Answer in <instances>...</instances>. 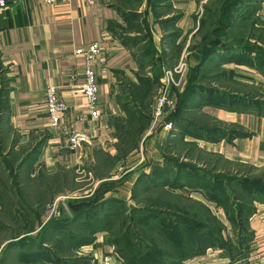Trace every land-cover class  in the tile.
<instances>
[{
  "label": "crops",
  "instance_id": "0c3cea01",
  "mask_svg": "<svg viewBox=\"0 0 264 264\" xmlns=\"http://www.w3.org/2000/svg\"><path fill=\"white\" fill-rule=\"evenodd\" d=\"M206 1L94 0L89 4L85 0H70L47 5L40 0H6V6L0 8V77L2 71L7 75V86L0 85V128H11L19 141L33 142L18 165V176L32 156L49 174L55 175L60 168L78 170L84 165L93 166L96 153L117 141V121L124 115L122 88L137 86L139 78L159 83L168 63H178L181 56L175 49L183 35L190 36L196 30L198 11ZM251 6L252 13L264 24V0H256ZM92 42L99 44L105 61V65L97 67V117L89 114L80 91L84 57L75 52ZM191 54L189 51L188 56ZM243 57L235 48L234 51L222 49L200 64L204 67L213 63L214 69L232 68L254 74L255 69L241 64L239 58ZM184 81L169 92L174 106L166 109L161 119L163 124L153 127L151 121L142 135L144 164L128 169L119 177L120 184L107 190L104 198L115 195L128 203L130 200L126 198L129 199L138 175L153 171L155 163L159 168L164 166V145L171 136L183 139L181 136L185 135L183 140L190 137L227 160L264 168V111L255 109L245 99L231 96L234 94ZM188 84L193 86L192 92ZM48 86L57 88L67 106L61 124L90 137V143L82 151L70 150L67 138L50 126L45 110ZM184 94L187 95L182 101L181 117L164 121L179 105L178 97ZM1 142L5 144L4 139ZM12 145L20 146L11 140ZM30 176L26 173L28 179ZM1 188L0 185V191ZM29 214L31 218L33 212ZM4 216V211H0V218ZM253 216L248 235H257L254 240L251 237L255 245L237 261L241 264H264V204L257 206ZM47 219H43V214L40 222L35 218V224L38 223L35 230ZM95 245L98 254L113 256L112 264H122L105 232H101ZM210 250L206 256H193L181 264H236L224 258L220 250L212 249L211 253Z\"/></svg>",
  "mask_w": 264,
  "mask_h": 264
},
{
  "label": "rangeland",
  "instance_id": "374dc122",
  "mask_svg": "<svg viewBox=\"0 0 264 264\" xmlns=\"http://www.w3.org/2000/svg\"><path fill=\"white\" fill-rule=\"evenodd\" d=\"M221 1L223 3L227 0ZM221 3L220 0H207L198 11L194 24L196 30L190 36L183 35L178 48L175 49L181 56L178 62L186 64L184 83L196 82L202 87H212L234 94L231 96L245 99L255 109L264 111V24L252 13L254 10L251 4L248 5L250 2L240 1L237 7L232 8L233 24L221 33L217 25ZM202 20L205 24H202ZM199 46L240 50L244 55L243 58H239L241 64L255 69L256 72L249 74L232 68L214 69L213 63L203 67L200 64L202 60L195 55ZM189 51L192 52L191 56H188ZM193 56L196 57L194 60L198 59L199 62L194 63ZM190 60H193L191 64L188 63ZM173 65L175 64L171 61L166 68ZM0 85L7 86L5 71L1 73ZM152 89L153 94L141 101L138 100L136 88L125 86L122 88L123 101L129 108L138 107L137 109L144 113L142 110L145 105L153 106L158 85H153ZM193 89V86L189 87L190 92ZM1 99L0 96V105H2ZM146 114L152 119V108L145 109ZM162 124L163 121L160 125ZM0 129V178L5 177L8 186L18 183L22 186L24 177L28 173L31 175V186L36 187V201H43L42 206H33L32 217L30 218L29 214L28 218L23 207H17L14 197L8 196L7 199H10L9 202L14 206L11 208L17 209L20 216L15 223L10 222L11 214H6L4 219L0 218V264H103L106 256L112 264L113 256H102L95 250L101 232L90 235L88 231L94 223H99L96 221L103 222L108 211L114 207H119L132 216L131 219L128 217L122 231L130 233L136 243L135 251L142 253V260L146 257L154 262L155 257L161 261L169 260L172 250L165 237L173 243L183 242L188 233L186 229H192L193 235H219V240L213 242L216 244L215 247L217 248L219 246L217 244L222 241L235 248L238 256H241L240 253L248 252L249 245L254 249L255 244L252 241L257 235H252V240L246 239L245 234L246 231H250L249 222L254 218L257 206L264 204V168L227 160L215 151L198 145L190 140V137L183 140L185 135L181 136L183 139L180 136H173L174 138L171 136L166 141L163 152V155L171 158L168 164V171H171L168 188H158V190L152 188L136 200L129 201L126 198L129 201L126 204L109 202L93 208L90 212L75 215L69 209L68 202L75 203L91 198L94 190L103 181L115 178L119 181V177L126 174L128 169H136L143 165L145 162L143 147L140 148L139 144L138 158L134 159L130 153H127V159L115 161L112 159V155L116 153L114 143H108L97 153V161L93 166L84 165L78 170L60 168L55 172L58 173L57 175L49 174V170L32 156L28 159L26 169L18 176V165L32 148L33 142L19 141L18 136L9 127L7 130L2 127ZM2 139L5 140V144H2ZM11 140L20 146L16 148L14 145L11 146ZM155 166L158 167V163H155ZM177 168L180 170L179 176L176 175ZM98 174L101 177H96ZM192 179H199L205 184H199L201 186L197 187L198 189L192 188L189 186ZM238 179L244 181L254 191L252 193L254 200L251 201V198L244 195L237 183ZM176 181L182 182L183 186L174 185ZM1 191L4 189L1 188ZM51 192L56 194L55 197H51ZM112 197L118 199L115 195ZM49 198H54L53 203V199L49 200ZM146 203L154 204L151 209L156 212L132 210V208L150 207ZM0 205V211L3 210L4 213L12 211L7 209L4 203L0 202ZM163 205L166 208H162L165 207ZM42 214L43 219H48L41 222L40 228L35 230L38 224H35V218ZM56 219H61L59 224L55 222ZM48 238L50 239L48 243H41L42 239ZM198 245L204 244L201 245L199 241ZM150 252L155 255L152 256ZM205 253L197 257L206 256ZM237 261L236 264L242 263ZM154 262L153 264H156Z\"/></svg>",
  "mask_w": 264,
  "mask_h": 264
},
{
  "label": "trees",
  "instance_id": "16d2710c",
  "mask_svg": "<svg viewBox=\"0 0 264 264\" xmlns=\"http://www.w3.org/2000/svg\"><path fill=\"white\" fill-rule=\"evenodd\" d=\"M240 1H245V2H250L248 5L252 4L256 0H227L223 3L220 0L221 3V9L219 10V16H217V25H218V30L223 33L224 30L229 29L231 25L233 24V13H232V8L234 6H238ZM247 5V6H248ZM213 16V15H211ZM205 24L204 20H202V24ZM222 50V48H218L216 46H199L197 49V54L196 57H198L200 60H205L209 55L214 54L218 51ZM156 82V81H154ZM151 82L149 79H138V85L135 86L137 93H138V100L144 101L146 100L151 94H153V85H158V82L154 83ZM187 95V94H186ZM186 95L184 94L182 96L183 99L179 96L178 103L179 105L176 106L175 111L172 112L167 118L168 121L171 120V118H179L181 117L182 114V104L183 100L185 99ZM140 106V105H139ZM122 109L124 112V115L119 118L117 121V127H116V142L114 143V148L116 153L112 155L113 160H123L128 158V154L130 153L131 156L134 157V159L137 157L138 158V148L139 144L141 147V138L142 135L144 134L145 130L148 128V125L150 124L151 117H149L147 114L145 115V109L150 110L151 105L148 104V107L145 105L144 109L142 110L141 113L136 107L129 108V106L124 103L122 105ZM153 109V106H152ZM128 148V149H127ZM127 149V150H126ZM97 155V153H96ZM171 162V158L163 155V163L164 166L159 168V167H154V170L151 171L150 173H140L138 175V179L135 182L133 189L130 191L129 195V200H136L140 195L149 192L152 188L153 190H158V188H164L168 187L170 183V173L171 171H168V164ZM142 166V165H141ZM139 168V167H138ZM57 175V174H56ZM176 175H180V170L177 168L176 169ZM96 177H101L100 174H98ZM103 178V177H102ZM107 181H114L113 180H107ZM186 181L188 179L186 178ZM32 180L28 179V177H24V184L21 186L20 183L18 184H13L12 186H8L7 181L3 180L0 178V185L4 189V191H0V202L4 203L6 205L7 209H11V212L5 213V214H12L16 217L14 221V216L11 217L10 221H14L12 223H15L17 218L20 216L17 214V209L11 208L14 207L12 206V203L9 202L10 199L8 196H12L15 199V203H17V207L19 208L20 206L23 207V209L26 212V215L29 218V213L32 211L33 212V207L32 206H42L41 200L36 201V195H35V190L36 187L31 186ZM205 184V182L200 181L199 179H192L191 183L189 186L192 188L198 189L197 187H200L201 185L199 184ZM238 185L242 188V192L244 195L247 197L251 198V201L254 200L252 197V189L247 186L244 181H240V179L237 180ZM115 183H112L110 185L105 186L101 192L99 193V199L96 203L91 205L88 208H85L82 211H79L77 213H74L75 215H80L82 213H86L87 211L90 212L93 208H96L97 206L100 205H106L109 202H120V203H125L126 201H123L121 199H115L114 197L110 196L107 198H104V194L107 190H111L115 188L116 186ZM177 186H183L182 182L176 181ZM24 186V188H23ZM165 190V189H164ZM167 190V189H166ZM165 190V191H166ZM159 193V192H158ZM259 194V193H256ZM55 193L51 192V197H55ZM259 198V197H258ZM53 199V200H52ZM49 200H52V203L54 201V198ZM77 202V201H76ZM19 205V206H18ZM146 205L150 207H138V208H132V210H139L143 212H156L154 209H151L154 204L151 203H146ZM165 206V205H163ZM161 207V205H159ZM162 208H166L162 207ZM169 208V207H168ZM6 209V211H7ZM152 210V211H150ZM131 211V209H130ZM129 212V211H128ZM123 209L119 207H114L110 209L106 215V218L104 221H96L99 223H94L90 229L89 233L90 235H94L97 232H105L107 237H108V242L115 248L114 253L117 255L118 258H120L122 264H146L147 262L153 264V260H149L143 258L142 253L140 251H135L136 249V243L135 241L132 240L130 233L122 231L123 225L126 222V220L131 219V215H128ZM23 214V213H22ZM9 215H7L8 217ZM42 219V217H41ZM38 220H40V216L38 217ZM61 219H56L55 222L57 224L60 223ZM42 229V228H41ZM188 233L186 234V239L183 242L180 243H173L170 239L166 238V242L170 244L171 247V256L169 260L161 261L160 259H157L156 257L154 258L156 264H181L183 261L193 257V256H200L204 252H206L208 249H218L221 251L222 256L224 258H227L230 262H235L237 260H241L240 258H243V255L245 253H240L241 256H238L237 252L235 251V248H232L231 245L223 243L220 241L217 245H219L217 248L215 247L216 244H214V240L218 241L219 240V235H193L192 229H186ZM190 231V234H189ZM27 233V232H26ZM25 233V234H26ZM207 233V230H206ZM248 231H246L245 238H251L252 235H248ZM205 234V232H203ZM244 239V240H246ZM50 239H42L41 243H48ZM201 241V245H198V242ZM193 242H195L193 244ZM96 246V245H95ZM251 249V245L248 246ZM248 249V250H250ZM247 251V249H246ZM152 256L155 254L151 253ZM166 254V253H165ZM147 261V262H146Z\"/></svg>",
  "mask_w": 264,
  "mask_h": 264
},
{
  "label": "built area",
  "instance_id": "2783aa9c",
  "mask_svg": "<svg viewBox=\"0 0 264 264\" xmlns=\"http://www.w3.org/2000/svg\"><path fill=\"white\" fill-rule=\"evenodd\" d=\"M42 3L51 5L59 1L69 2L70 0H40ZM86 3L92 4L94 0H85ZM6 6V0H0V8ZM77 54L84 57L83 65V82L80 91L86 99V108L92 117H97L99 103L97 99L98 92V72L97 67L105 65L104 59L101 57L100 46L96 42H92L86 47H79L75 50ZM186 70L185 62H178L172 67L163 70V74L158 83V93L154 97L152 109V126L161 122L167 108L173 106V100L169 97L172 88L177 87L182 79H184ZM67 106L63 103L58 95L57 88L48 86L45 90V110L50 120V126L67 138L70 150L82 151L83 148L90 143V137L76 130H69L64 124H61V115L66 111ZM103 264H110L108 256L104 258Z\"/></svg>",
  "mask_w": 264,
  "mask_h": 264
},
{
  "label": "water",
  "instance_id": "95a60500",
  "mask_svg": "<svg viewBox=\"0 0 264 264\" xmlns=\"http://www.w3.org/2000/svg\"><path fill=\"white\" fill-rule=\"evenodd\" d=\"M121 181H103L95 190L93 193V196L88 199L79 200L75 203H68L69 209L72 211V213H77L79 211L84 210L85 208L90 207L94 203H96L99 199V193L101 190L112 183H115L116 185L120 184Z\"/></svg>",
  "mask_w": 264,
  "mask_h": 264
}]
</instances>
